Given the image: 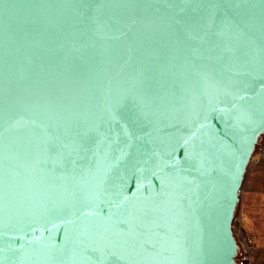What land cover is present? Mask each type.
Listing matches in <instances>:
<instances>
[{"label": "water", "instance_id": "95a60500", "mask_svg": "<svg viewBox=\"0 0 264 264\" xmlns=\"http://www.w3.org/2000/svg\"><path fill=\"white\" fill-rule=\"evenodd\" d=\"M264 133V0H0V264H240Z\"/></svg>", "mask_w": 264, "mask_h": 264}, {"label": "rangeland", "instance_id": "374dc122", "mask_svg": "<svg viewBox=\"0 0 264 264\" xmlns=\"http://www.w3.org/2000/svg\"><path fill=\"white\" fill-rule=\"evenodd\" d=\"M256 168H257V172L254 174ZM263 175H264V138L258 142V145L255 148L251 161L247 167L245 179L248 177L254 183V181L255 182L260 181ZM243 187H245L244 183L242 185V189L240 193V201L233 222V226H235L233 229L237 237V240L239 238L237 230L240 227H242L241 222L239 220V216L242 213V210L250 217V219L252 218L251 224L254 226L253 228L258 230V232L264 231V199H263L264 197L255 196L248 198L243 193ZM237 260L240 264H248L247 261L243 258L241 250H239Z\"/></svg>", "mask_w": 264, "mask_h": 264}, {"label": "crops", "instance_id": "0c3cea01", "mask_svg": "<svg viewBox=\"0 0 264 264\" xmlns=\"http://www.w3.org/2000/svg\"><path fill=\"white\" fill-rule=\"evenodd\" d=\"M257 172V168L254 174ZM245 187H243V193L246 197L263 196L264 197V175L261 177L260 181L250 180L246 178L244 181ZM264 199V198H263ZM252 219V218H251ZM250 217L243 212L239 216L242 227L248 232L252 240V251L254 253L253 264H264V231L258 232L254 226L251 224Z\"/></svg>", "mask_w": 264, "mask_h": 264}, {"label": "built area", "instance_id": "2783aa9c", "mask_svg": "<svg viewBox=\"0 0 264 264\" xmlns=\"http://www.w3.org/2000/svg\"><path fill=\"white\" fill-rule=\"evenodd\" d=\"M237 231L240 250L242 251L243 258L247 261L248 264H253L254 253L252 251L251 236L243 227H240Z\"/></svg>", "mask_w": 264, "mask_h": 264}, {"label": "trees", "instance_id": "16d2710c", "mask_svg": "<svg viewBox=\"0 0 264 264\" xmlns=\"http://www.w3.org/2000/svg\"><path fill=\"white\" fill-rule=\"evenodd\" d=\"M264 138V133L260 135L259 141L262 140ZM258 145V144H257ZM256 145V147H257ZM236 215V214H235Z\"/></svg>", "mask_w": 264, "mask_h": 264}]
</instances>
